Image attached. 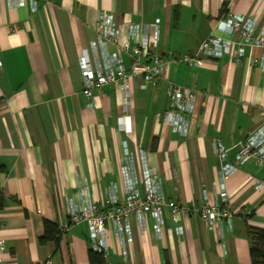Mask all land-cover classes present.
Returning <instances> with one entry per match:
<instances>
[{"label": "crops", "instance_id": "0c3cea01", "mask_svg": "<svg viewBox=\"0 0 264 264\" xmlns=\"http://www.w3.org/2000/svg\"><path fill=\"white\" fill-rule=\"evenodd\" d=\"M224 9L253 20L254 34L264 29V0H38L35 11L0 0V264H89L87 225L70 222L68 200L79 202L85 193L102 204L112 184L121 199L124 143L142 150L164 197L189 214L174 220L163 209L158 236L151 217L143 229L132 218L131 241L106 224L107 264H251L247 226L264 229L263 167L249 161L226 180L221 205L230 223L209 230L196 210L204 192L209 201L216 195L215 142L229 149L226 161L234 164L239 143L264 123V73L228 55L201 58L199 67L175 60L211 33L238 39L216 29ZM105 14L114 16L120 39L133 25L149 37L158 21L157 53L169 62L166 76L147 89L132 83L130 132L118 127L117 85L89 99L82 93L79 59L96 42L94 27ZM244 53L258 57L261 49L245 46ZM123 62L129 69L128 55ZM169 83L196 92L185 136L163 124ZM44 220L58 225L57 250L38 243Z\"/></svg>", "mask_w": 264, "mask_h": 264}, {"label": "built area", "instance_id": "2783aa9c", "mask_svg": "<svg viewBox=\"0 0 264 264\" xmlns=\"http://www.w3.org/2000/svg\"><path fill=\"white\" fill-rule=\"evenodd\" d=\"M14 8L29 6L36 10L38 0H7ZM158 21H155L151 36L139 32V27L133 25L120 39V30L111 14L103 15L94 27L97 34L96 42L85 49L79 59V69L82 73V93L89 99L94 90L104 85L115 84L120 89L122 115L118 127L121 131L130 132L129 112L131 110L132 83L138 81L141 90L166 76L169 62L158 55ZM254 21L243 15L226 13L216 21V29L228 35L237 34L238 39L225 38L211 33L198 46L194 53H185L175 57L189 67L201 66L202 59H218L228 55L230 61L239 64L246 60L250 66L258 67L264 73V29L254 34ZM148 27V26H147ZM146 27V29H147ZM108 45L113 50H108ZM261 49L258 57H245L244 47ZM131 59L129 69L123 62V55ZM202 58V59H201ZM1 63V56H0ZM169 108L162 117L163 124L177 133L185 136L188 120L185 117L192 113L196 101V92L190 88L170 84L166 91ZM215 154L220 162L217 173L216 195L209 201L207 193H203L204 204L198 208L197 214L209 230L217 229L223 222L230 223L231 213L224 208L223 202L228 200L225 182L238 166L253 161L258 167L264 168V123L243 142L235 156V163L226 161L229 149L221 141H216ZM124 165L120 167L122 181L121 199L117 194V186L108 187L107 199L102 204L92 201L85 193L81 200H68V218L71 223L84 222L87 225L89 246L96 252H108L106 224L112 226L114 234L120 240L131 241L133 218L140 229L145 227L147 217H151L154 233L158 236L163 228V209H168L171 218L177 220L180 215H188L187 208L174 200L164 197L161 191L159 175L147 165L144 153L131 151L124 143ZM137 153V158L136 154ZM222 204V205H221ZM229 225V224H227ZM64 230L65 227L60 228ZM181 233V228H178ZM4 250V242L0 239V253Z\"/></svg>", "mask_w": 264, "mask_h": 264}, {"label": "trees", "instance_id": "16d2710c", "mask_svg": "<svg viewBox=\"0 0 264 264\" xmlns=\"http://www.w3.org/2000/svg\"><path fill=\"white\" fill-rule=\"evenodd\" d=\"M226 14V10H221L219 16ZM3 199L0 197V210L3 209ZM249 241V258L251 264H264V229L247 226ZM61 232L58 225L50 221H43V235L38 239L40 245L53 243L55 249L59 247ZM89 244V243H88ZM89 264H107L106 255L102 252L94 251L90 246L88 249ZM168 264V262H167Z\"/></svg>", "mask_w": 264, "mask_h": 264}]
</instances>
